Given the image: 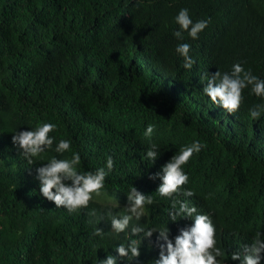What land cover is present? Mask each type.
<instances>
[{
	"label": "trees",
	"instance_id": "1",
	"mask_svg": "<svg viewBox=\"0 0 264 264\" xmlns=\"http://www.w3.org/2000/svg\"><path fill=\"white\" fill-rule=\"evenodd\" d=\"M182 7L194 21H209L199 39L184 34L195 60L190 70L172 36V17ZM237 61L264 78V0H0V264H98L106 253L117 256L108 216L97 223L106 234L92 236V211L100 217L111 201L123 206L132 184L154 201L140 222L166 224L170 201L148 175L193 140L205 147L184 165V187L211 216L217 246L236 251L258 229L264 238V115H248L264 101L246 88L229 115L201 92L202 74L228 71ZM44 121L57 125L50 135L72 141L80 170L113 157L107 196L72 213L39 196L34 168L70 152L49 149L29 165L10 132ZM148 123L161 149L152 164L144 159ZM190 223L168 222L169 236ZM155 236L141 240L130 264H151Z\"/></svg>",
	"mask_w": 264,
	"mask_h": 264
},
{
	"label": "clouds",
	"instance_id": "2",
	"mask_svg": "<svg viewBox=\"0 0 264 264\" xmlns=\"http://www.w3.org/2000/svg\"><path fill=\"white\" fill-rule=\"evenodd\" d=\"M178 26L173 30L172 36L180 41L175 46V53L182 58L181 66L190 70L195 60L189 54L190 44L184 40L187 37L196 40L199 34L208 26L207 19L193 20L187 8H180L172 17ZM201 92L211 102L227 114L235 113L243 100L242 91L248 89L249 93L264 101V78L254 75L251 69H245L239 61L232 63L228 71L221 72L216 69L213 73L207 71L200 77ZM252 120H258L264 115V103H258L248 109ZM155 124L148 123L143 129V137L148 140L144 149V159L152 164L161 154L160 146L151 141ZM57 125L53 122H40L34 127L26 129L14 128L10 133V143L17 149L20 156L32 165L36 160H42L41 154L51 150L56 154L70 152L67 158L50 156L46 162L39 163L34 168V179L37 182L38 194L55 207L63 208L68 213L81 208H87L94 197L107 196L106 178L113 170L114 161L108 155L102 167L94 170H80L81 154L72 150V141L67 138L56 139L50 133L55 132ZM55 139V144L53 145ZM205 144L200 140H193L190 144L181 145L175 154H172L159 170L149 173L150 180H158L155 192L161 198L170 201L167 210V223L161 227L155 225L145 226L141 223L146 207L154 203L152 195H145L131 184L127 192L126 203L119 206L117 201H111L106 211L100 217H94L92 236L103 237L106 232L97 227V223L106 215L109 217L110 232L117 243L112 245L117 256L106 253L105 258L97 259L98 264H117L122 259L130 264L139 256V245L142 239H150L156 233L155 244L158 249L157 256L151 264H224L220 257L227 255L228 259L237 264H260L264 259V238L259 229L255 232L251 242L242 244L236 251L228 248L223 250L217 246L216 228L209 214L201 212L189 197L194 195L192 189L184 187L189 182V176L184 169L194 153H199ZM114 209H118L114 211ZM187 218L190 224L178 229L174 236H169L168 222ZM124 239H121V235Z\"/></svg>",
	"mask_w": 264,
	"mask_h": 264
}]
</instances>
